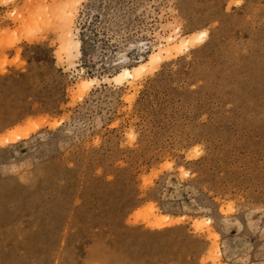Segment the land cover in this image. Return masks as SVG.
I'll list each match as a JSON object with an SVG mask.
<instances>
[{
  "label": "rangeland",
  "instance_id": "rangeland-1",
  "mask_svg": "<svg viewBox=\"0 0 264 264\" xmlns=\"http://www.w3.org/2000/svg\"><path fill=\"white\" fill-rule=\"evenodd\" d=\"M0 264H264V0H0Z\"/></svg>",
  "mask_w": 264,
  "mask_h": 264
},
{
  "label": "bare ground",
  "instance_id": "bare-ground-1",
  "mask_svg": "<svg viewBox=\"0 0 264 264\" xmlns=\"http://www.w3.org/2000/svg\"><path fill=\"white\" fill-rule=\"evenodd\" d=\"M205 37H206V33L202 31V32L196 37V39L200 40V39H203V38H205ZM194 39H195V38H193V39L185 38V39L182 40V42H183V43H192ZM173 48H174V47H173V44L168 43V45H167V47L164 49V51H165V52H170ZM139 69H140L139 67H138V68H134V69H127V68H124V69L122 70V72H121L118 76L115 77V79H116V80H118V79H125V80L134 79V78L136 77L137 72L139 71ZM89 83H90V81H86V80L83 81V85H85V86H86V84H89ZM9 139H10V138H9ZM12 139H13V138H12ZM14 139H15V138H14Z\"/></svg>",
  "mask_w": 264,
  "mask_h": 264
},
{
  "label": "crops",
  "instance_id": "crops-1",
  "mask_svg": "<svg viewBox=\"0 0 264 264\" xmlns=\"http://www.w3.org/2000/svg\"><path fill=\"white\" fill-rule=\"evenodd\" d=\"M13 54H14L13 51H10L9 53H7V58L8 59L12 58Z\"/></svg>",
  "mask_w": 264,
  "mask_h": 264
}]
</instances>
